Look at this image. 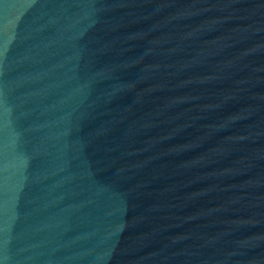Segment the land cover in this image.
Listing matches in <instances>:
<instances>
[{
    "label": "water",
    "instance_id": "obj_1",
    "mask_svg": "<svg viewBox=\"0 0 264 264\" xmlns=\"http://www.w3.org/2000/svg\"><path fill=\"white\" fill-rule=\"evenodd\" d=\"M0 264H264V0H0Z\"/></svg>",
    "mask_w": 264,
    "mask_h": 264
}]
</instances>
